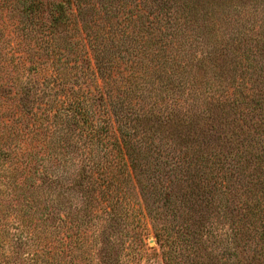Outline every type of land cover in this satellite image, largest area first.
I'll return each mask as SVG.
<instances>
[{"label":"trees","instance_id":"1","mask_svg":"<svg viewBox=\"0 0 264 264\" xmlns=\"http://www.w3.org/2000/svg\"><path fill=\"white\" fill-rule=\"evenodd\" d=\"M0 264H264V0H0Z\"/></svg>","mask_w":264,"mask_h":264},{"label":"rangeland","instance_id":"2","mask_svg":"<svg viewBox=\"0 0 264 264\" xmlns=\"http://www.w3.org/2000/svg\"><path fill=\"white\" fill-rule=\"evenodd\" d=\"M148 245L149 247H154L155 249H157L156 247V244H155V241L153 239H149L148 240Z\"/></svg>","mask_w":264,"mask_h":264}]
</instances>
